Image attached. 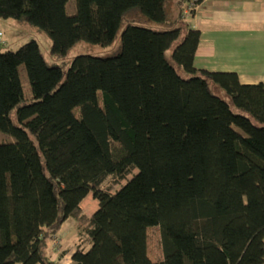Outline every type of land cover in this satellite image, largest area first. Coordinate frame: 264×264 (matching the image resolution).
<instances>
[{
    "label": "trees",
    "instance_id": "16d2710c",
    "mask_svg": "<svg viewBox=\"0 0 264 264\" xmlns=\"http://www.w3.org/2000/svg\"><path fill=\"white\" fill-rule=\"evenodd\" d=\"M69 1L0 0V18L47 33L54 57L110 46L127 21L119 54L79 55L66 71L35 40L0 51V132L14 138L0 144V264H57L49 245L69 218L73 264H264V83L195 67L191 0L174 20L172 0H76L74 15Z\"/></svg>",
    "mask_w": 264,
    "mask_h": 264
},
{
    "label": "crops",
    "instance_id": "0c3cea01",
    "mask_svg": "<svg viewBox=\"0 0 264 264\" xmlns=\"http://www.w3.org/2000/svg\"><path fill=\"white\" fill-rule=\"evenodd\" d=\"M183 5L180 0L168 4L172 20ZM183 21L200 31L197 69L234 72L245 85L264 83V0H202ZM77 226L69 218L55 236L61 241L59 250L49 245L47 255L57 264H73L80 237Z\"/></svg>",
    "mask_w": 264,
    "mask_h": 264
},
{
    "label": "rangeland",
    "instance_id": "374dc122",
    "mask_svg": "<svg viewBox=\"0 0 264 264\" xmlns=\"http://www.w3.org/2000/svg\"><path fill=\"white\" fill-rule=\"evenodd\" d=\"M67 13L74 15L76 13V0H70L67 5ZM136 19L141 25L148 26L155 30L167 29L166 25H159L149 23L145 21L141 16H136ZM127 25L125 20L119 30L115 41L110 46H101L90 44L87 42H79L73 48L70 49L65 57H54L51 55L52 40L50 37L41 29L34 27L25 21H18L14 19H3L0 18V32L4 34L5 45L0 46V51H15L25 43L35 40L40 45V49L44 59L48 66H60L65 71L69 68L72 60L79 55H92L101 58L114 57L121 51V33L124 27ZM169 56V53H168ZM20 77L23 85L24 94L26 97L31 98L32 92L29 84L28 76L24 66L20 67ZM221 96H224L221 93ZM238 132L242 133L240 129L235 128ZM14 142V138L0 132V144L1 143ZM81 207L85 214L92 215L99 208V203L95 200L92 194H88L87 197L82 201ZM148 236V255L153 261H160L163 259V247L161 241V231L159 227H150L147 230ZM78 238V234L73 235V239ZM58 245L60 248V238H57Z\"/></svg>",
    "mask_w": 264,
    "mask_h": 264
},
{
    "label": "built area",
    "instance_id": "2783aa9c",
    "mask_svg": "<svg viewBox=\"0 0 264 264\" xmlns=\"http://www.w3.org/2000/svg\"><path fill=\"white\" fill-rule=\"evenodd\" d=\"M195 2H196V0H191V1L187 4V6L185 7V9H184V11H183V17H184V18H187L188 16H190L191 13L196 9L197 4H196ZM1 45H5V40H4V36H3L2 32H0V46H1ZM54 242H55V245H56V247H57V245H58V244L56 243V242H58L57 238H55Z\"/></svg>",
    "mask_w": 264,
    "mask_h": 264
}]
</instances>
